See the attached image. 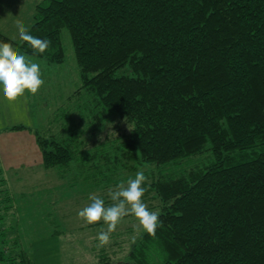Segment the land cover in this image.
<instances>
[{
    "label": "trees",
    "instance_id": "16d2710c",
    "mask_svg": "<svg viewBox=\"0 0 264 264\" xmlns=\"http://www.w3.org/2000/svg\"><path fill=\"white\" fill-rule=\"evenodd\" d=\"M64 27L81 84L34 130L44 167L106 205L142 170L162 221L153 235L123 217L135 238L117 264H264V0H42L28 30L49 48L0 44L45 77L64 60ZM2 242L0 264H35Z\"/></svg>",
    "mask_w": 264,
    "mask_h": 264
},
{
    "label": "rangeland",
    "instance_id": "374dc122",
    "mask_svg": "<svg viewBox=\"0 0 264 264\" xmlns=\"http://www.w3.org/2000/svg\"><path fill=\"white\" fill-rule=\"evenodd\" d=\"M40 1L0 0V33L20 41L15 25L20 23L29 29ZM61 39L64 60L55 66L57 72L43 77L44 83L33 99L27 91L15 101L0 97V250L5 249L3 238L7 243L18 239L35 264H117L129 251L135 232L121 235L126 228L118 224L102 244L98 233L107 231V224L102 220L87 224L78 215L79 209L91 202L89 194L99 189H92L90 183L67 186L51 168H45L32 129L1 131L18 123L33 128L45 126L47 117H55L58 101L66 100L80 86L79 67L65 27ZM30 101L35 105L34 116L29 113ZM60 120H52V127L60 126ZM5 192L9 201H2ZM122 237L125 244L118 251Z\"/></svg>",
    "mask_w": 264,
    "mask_h": 264
},
{
    "label": "clouds",
    "instance_id": "9594fccd",
    "mask_svg": "<svg viewBox=\"0 0 264 264\" xmlns=\"http://www.w3.org/2000/svg\"><path fill=\"white\" fill-rule=\"evenodd\" d=\"M15 27L19 39L26 41L34 53L42 54L49 48L50 39L33 35L23 24L18 23ZM43 83L42 70L38 62L21 51L0 44V97L15 101L26 91L37 93ZM146 179L142 170L137 171L135 177L127 181L126 186L121 182L115 189H109L113 201L110 205L105 204L102 196L89 194L91 202L79 209L78 215L87 224L101 220L107 224L108 230L98 233L102 244L108 241L110 232L114 231L121 219L128 214L137 218L144 231L155 234L162 221L159 212L150 209L143 200Z\"/></svg>",
    "mask_w": 264,
    "mask_h": 264
},
{
    "label": "crops",
    "instance_id": "0c3cea01",
    "mask_svg": "<svg viewBox=\"0 0 264 264\" xmlns=\"http://www.w3.org/2000/svg\"><path fill=\"white\" fill-rule=\"evenodd\" d=\"M30 95V97H31V99H32V96H31V94H29ZM33 103H32V101H30V110H29V113H30V115H35V105H32ZM47 119H48V117H47ZM47 119H46V121H47ZM18 124H22V123H18ZM13 125H15V124H13ZM25 125V124H24ZM9 126H11V125H9ZM9 126H7V127H3V129H1V131H3V130H9V129H6V128H8ZM25 126H27L26 128H29V130L31 131V129L33 130V132H34V130L36 129V128H39V127H37V125L36 126H34V128L32 127V126H30V125H25ZM24 129H20V128H18V129H14V130H11V133H17V131H19V132H22ZM15 135H18V134H15ZM34 137H35V133H34ZM12 152H14L13 150H12ZM2 171V170H1ZM1 171H0V173H1ZM52 171H54L53 169H52ZM54 173L56 174V172L54 171ZM57 175V174H56ZM58 176V175H57ZM62 182L65 184V185H67V186H71V187H73V186H75V185H70V184H68L65 180H62ZM12 240H14V239H12Z\"/></svg>",
    "mask_w": 264,
    "mask_h": 264
}]
</instances>
